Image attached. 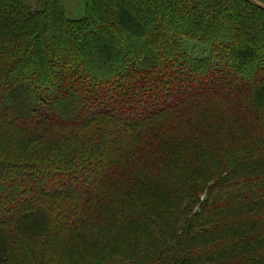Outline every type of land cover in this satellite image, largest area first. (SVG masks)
<instances>
[{
  "label": "trees",
  "instance_id": "trees-1",
  "mask_svg": "<svg viewBox=\"0 0 264 264\" xmlns=\"http://www.w3.org/2000/svg\"><path fill=\"white\" fill-rule=\"evenodd\" d=\"M0 0V264H264V0Z\"/></svg>",
  "mask_w": 264,
  "mask_h": 264
},
{
  "label": "rangeland",
  "instance_id": "rangeland-1",
  "mask_svg": "<svg viewBox=\"0 0 264 264\" xmlns=\"http://www.w3.org/2000/svg\"><path fill=\"white\" fill-rule=\"evenodd\" d=\"M68 13L71 17H81L83 15L84 5L83 2H77L75 0L67 1Z\"/></svg>",
  "mask_w": 264,
  "mask_h": 264
}]
</instances>
